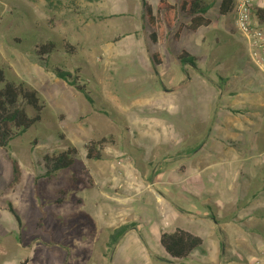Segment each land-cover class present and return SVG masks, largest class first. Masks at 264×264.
I'll use <instances>...</instances> for the list:
<instances>
[{
  "label": "rangeland",
  "instance_id": "374dc122",
  "mask_svg": "<svg viewBox=\"0 0 264 264\" xmlns=\"http://www.w3.org/2000/svg\"><path fill=\"white\" fill-rule=\"evenodd\" d=\"M146 1L154 9L159 4ZM209 1L212 25L197 33L184 30L179 40L177 28L168 30L165 41L155 45L143 0H0V69L6 80L23 81L38 91L45 106L40 122L7 149L0 148V264H146L149 253L138 251L143 246L133 242L145 241L141 234L128 236L127 246L120 242L125 236L111 245L110 235L130 223L116 215L134 213L132 202L139 197L153 225L161 221L150 197L164 203L166 190L159 185L152 187V195L141 193L151 190L148 185L160 171L171 168L170 161H184L174 157L170 140L188 133L199 151L208 135L234 136L233 126L244 127L254 116L251 111L228 113L227 130L204 125L200 134L202 128H191L190 117L173 110V104L193 91L189 86L200 74L218 92L264 85L254 50L236 28L240 1L226 16L218 13L221 0ZM250 4L253 14L258 7ZM47 42L56 48L43 56L37 47ZM153 53L160 54L161 65L154 64ZM56 67L72 73L70 81L76 79L78 86L62 80ZM192 93L190 101L196 102L199 96ZM101 139H106L102 158L87 159V144ZM70 147L77 149L74 164L46 177L45 158ZM185 148L188 140L175 147ZM12 159L18 163L17 178ZM85 180L91 186L80 189ZM205 247L184 261L199 264L201 257L204 264H219L221 258L209 253L211 241ZM154 248L166 254L160 242Z\"/></svg>",
  "mask_w": 264,
  "mask_h": 264
},
{
  "label": "crops",
  "instance_id": "0c3cea01",
  "mask_svg": "<svg viewBox=\"0 0 264 264\" xmlns=\"http://www.w3.org/2000/svg\"><path fill=\"white\" fill-rule=\"evenodd\" d=\"M249 1L264 8V0ZM197 77V83L189 89L191 87L199 99L190 101L192 91L176 101L172 108L186 118L190 117L191 128L195 124L202 128L201 132L194 128L196 133L202 134L204 125L212 130L222 127L227 130L230 126L228 113L239 115L251 111L254 113L253 122H246L244 127L233 126V131L237 132L234 136L208 135L199 151L193 149L198 142L196 139L191 141L188 133L175 135L170 140V150L175 158L184 161H170L173 162L171 168L160 171L148 185L151 190L141 193L149 191L151 194L152 187L159 185L166 190V205L159 198L150 197L159 206L161 221L153 225L148 212L138 205L142 200L139 197L132 202L134 213L116 215L131 223L140 220L143 223H136L137 227L130 229L120 242L127 246L128 236L135 238L141 234L145 241L141 237L133 242L143 246L138 251L146 250L150 254H147L146 264H187L184 260L191 258L194 251L206 248V240L211 241L210 255L221 258L219 264H254L258 258L264 261V85L256 89L218 92L207 77L202 74ZM187 140L188 149H175ZM206 144L211 146L208 148ZM82 188L88 187L82 184ZM179 216L181 222L177 220ZM175 229L185 230L203 240L202 246L187 259H172L163 246L166 254L159 255L161 252L154 248L163 232L173 233ZM201 254L205 252L201 251ZM199 260V264H204L201 257Z\"/></svg>",
  "mask_w": 264,
  "mask_h": 264
},
{
  "label": "trees",
  "instance_id": "16d2710c",
  "mask_svg": "<svg viewBox=\"0 0 264 264\" xmlns=\"http://www.w3.org/2000/svg\"><path fill=\"white\" fill-rule=\"evenodd\" d=\"M94 1V0H89ZM237 0H221L220 7H218V13L221 16L231 14L236 7ZM143 10L146 25L150 28L149 39L153 44L162 43L165 41L168 30L177 28L175 33L176 40H179L184 30L197 33L201 28L212 25L211 19L207 16L210 8L214 7L209 0H181L179 5H174L169 0H159L158 6L154 9L150 3L143 0ZM257 19L264 24V8H257L253 13ZM180 18H187V23H180ZM53 42H47L41 44L37 48L41 55L51 54L56 46ZM66 49L70 47L65 46ZM70 51L72 49H69ZM183 55H187V58L194 60L186 51H183ZM154 64L156 66L161 65V57L159 53H153ZM195 65V64H194ZM55 71L57 75L64 81L70 82L71 85H76L77 80L70 81L72 73L68 71H62L61 68L56 67ZM0 83H3V88L0 89V148L7 149L10 142L28 132L38 122L41 121V114L44 110V104L39 96L38 91L26 86L23 81H8L5 78L4 71L0 69ZM78 86V85H76ZM82 91L84 87H79ZM27 107L32 108L36 114L29 115L26 110ZM106 139L100 141H91L87 144L86 157L89 160L102 158V146ZM77 149L70 147L66 152L55 155L53 157H46L45 163L47 170L45 172L46 177L52 176L55 172L67 169L75 162ZM14 166V173L16 178L19 173V167L17 161L12 159ZM79 179L76 175L73 177V181ZM91 180H85L84 187L91 186ZM137 227L136 223H126L111 233V245H116L120 238H122L130 229ZM161 245L166 253L176 260L187 259L191 253L202 246L203 240L195 235H192L185 230L175 229L173 233L163 232L160 237Z\"/></svg>",
  "mask_w": 264,
  "mask_h": 264
},
{
  "label": "built area",
  "instance_id": "2783aa9c",
  "mask_svg": "<svg viewBox=\"0 0 264 264\" xmlns=\"http://www.w3.org/2000/svg\"><path fill=\"white\" fill-rule=\"evenodd\" d=\"M251 8L249 0H240L235 10L236 28L247 38L249 47L254 50L252 57L259 71L264 74V24L251 13ZM262 156L264 159V154ZM254 264H264V261L258 258Z\"/></svg>",
  "mask_w": 264,
  "mask_h": 264
},
{
  "label": "bare ground",
  "instance_id": "6f19581e",
  "mask_svg": "<svg viewBox=\"0 0 264 264\" xmlns=\"http://www.w3.org/2000/svg\"><path fill=\"white\" fill-rule=\"evenodd\" d=\"M262 3V2H261ZM236 4V3H235ZM257 4V3H256ZM253 5H255V3L253 4ZM262 7V6H261ZM259 8V7H258ZM257 9V8H256ZM255 11V10H254ZM233 14V13H232ZM263 157V156H262ZM244 264V263H243Z\"/></svg>",
  "mask_w": 264,
  "mask_h": 264
}]
</instances>
